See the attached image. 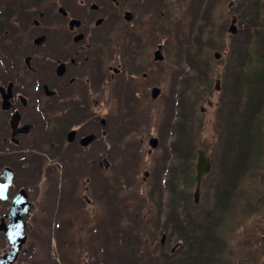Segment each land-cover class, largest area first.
Wrapping results in <instances>:
<instances>
[{"label": "flooded vegetation", "instance_id": "af4514ba", "mask_svg": "<svg viewBox=\"0 0 264 264\" xmlns=\"http://www.w3.org/2000/svg\"><path fill=\"white\" fill-rule=\"evenodd\" d=\"M180 3L0 0V264H24L28 239L37 236L41 214L50 211V189L56 192L59 176L61 180L69 177L72 183L83 176L88 180L89 173L102 175L104 149L112 131L116 148L121 140L127 147L151 145L152 88L160 87L156 98L168 95L169 90L161 79L154 83L153 71L160 74L154 53L156 49L167 53L170 37L180 32L179 24L173 25ZM243 11H247L246 4L240 18L226 13L229 20L225 17L221 23L214 13L196 31L208 32L210 38L227 36V51L243 50V45L233 47L234 33L229 30L233 17L236 31L239 25L247 27ZM194 69L202 74L200 61ZM167 70L163 65L164 76ZM178 74L184 77L183 70ZM179 81L180 102L214 92L208 84L201 87L198 77L191 84L194 94H185L184 82ZM116 91L129 99V110L122 116L116 113ZM232 103L230 118L235 114L247 122L245 100L235 112ZM185 123L182 106V131ZM136 137L138 143L130 144ZM10 229L13 235L9 237Z\"/></svg>", "mask_w": 264, "mask_h": 264}, {"label": "trees", "instance_id": "16d2710c", "mask_svg": "<svg viewBox=\"0 0 264 264\" xmlns=\"http://www.w3.org/2000/svg\"><path fill=\"white\" fill-rule=\"evenodd\" d=\"M263 1L248 0L249 37L248 41L244 42L241 53V62L246 61V63L242 62L237 68V85L232 91L233 112L239 109L240 102L244 99L247 109V122L235 114L232 115L231 120L236 129L234 133L238 136L234 138L237 144L235 159L240 162L245 158L242 162V170L243 174L248 173L250 184L247 187L243 186L241 182L243 177L232 182L223 178L210 182L215 188L214 196L209 197L204 205L202 202L189 204L185 196L184 204L178 202L176 193L181 188L177 183L170 187V197L166 202L164 198H161L162 192L160 191L154 192L152 188L138 187L132 193L130 191L125 193L122 183L114 184L113 180H108L110 193L105 194L107 205L116 208L119 219L113 220L107 216L104 219V234L98 245L104 254L102 259L94 260L101 261L102 264H235L234 261L229 260L232 256V246L226 237L227 234L232 237L235 231L240 232V230L239 226H235L236 219H233L232 223L228 220L227 212L232 207L240 208L244 212L243 204L247 199L251 201L248 205L253 207L257 206V201L259 203L263 201L259 191L264 190V172L259 169L260 162L257 163V160L264 154V123H262L264 113V8L261 7ZM188 57L192 60L191 56ZM243 143L246 149L241 155L240 147ZM138 184L146 185L141 180ZM160 184L163 185V182L160 181ZM186 191H189L187 185L184 186V192ZM143 198L146 199L144 206L150 211L151 216L131 217L128 214V208L132 205H139V202L143 203ZM153 201L154 204H152ZM161 201L164 212H161ZM202 204L204 206L203 215L198 211L195 214L193 207L196 205L202 207ZM159 221L163 224V228ZM159 226L162 233L167 234L164 242L159 240L157 230ZM98 236L100 233L94 229V235L91 237ZM88 246L92 252L98 249L96 246ZM113 247H116V254L119 256L112 263L107 258L112 253Z\"/></svg>", "mask_w": 264, "mask_h": 264}, {"label": "rangeland", "instance_id": "374dc122", "mask_svg": "<svg viewBox=\"0 0 264 264\" xmlns=\"http://www.w3.org/2000/svg\"><path fill=\"white\" fill-rule=\"evenodd\" d=\"M240 0H213V3L219 6L220 10V19L218 20L220 23L222 22V19L224 18L225 11L227 9V5L230 4V8L228 7V12L230 13H240ZM207 5H209L207 3ZM264 5V1H263ZM244 20L248 23V11L242 12ZM240 28L238 29V34L241 39L245 37V32L247 34L246 40L244 42L248 41V27L239 25ZM198 27V23L194 24V27L191 32V42H192V48L196 49V51H201L200 57L201 61L204 62H212L213 65H215L216 68V74L214 77H211L210 73L202 72L201 77V85L210 84V88L214 87V83L216 82V78L219 74L222 77V80L220 81V87L222 88V93L219 94L218 92H211L209 96L207 94H204L202 99L204 102H201V105L204 107L198 106L197 108H203L205 111L203 112V128H202V135L204 138V146L208 149V153L214 154V156L222 155L226 150L227 146L230 148V144L228 143L229 137L225 130V124L223 122V117H228L222 110H217L216 114L214 115V107L215 104H219L222 102V99L226 96L227 93L232 90V88L236 84V77L238 70L237 68L240 66L242 62L246 63V61L241 62L242 55L238 54L236 51H227L226 47L222 48L220 45L224 44V41H222L220 38L216 41L212 42H205L206 37L209 35L208 32L206 34L197 33L196 29ZM183 27L180 25V32H183ZM210 30H213L210 29ZM189 31L186 32L188 34ZM214 38V37H213ZM234 39H236V36H234ZM186 40L185 35H183L180 39L181 42H184ZM235 44H238L237 40L234 41L233 46ZM226 45V44H225ZM170 48H177L180 49V46L176 43L174 45H170ZM219 52L218 57H215L214 52ZM165 55V53H164ZM187 56H194V54H183L178 53L174 49H169V51L166 54V58L164 61H161L159 63V69L158 72L160 73L161 81L163 82L164 86L168 89L174 88V85L169 79L175 78V81L178 80V71L175 69V63L178 61L184 62L186 61ZM228 59L229 65L224 67V61ZM163 65L168 66L167 75H163ZM153 78L157 79V72L156 70L153 71ZM165 77L167 80H165ZM210 78V79H209ZM182 81L184 82V93H186V89H189L191 84L189 85L187 83V76H185ZM207 96V97H206ZM207 98H209L207 100ZM207 100V101H206ZM212 101V103H208V101ZM171 104V102H170ZM165 104L161 107L159 103H154V109L156 110V114H161V120L162 124L167 125V115L164 111ZM192 128L191 126L187 129V131ZM165 132L164 137V143L162 146L158 145V148L152 149L151 158L152 161H147V150H139L132 148V146L127 147L126 149H120L119 153L121 152L119 156V161L116 163V181L117 183L123 184V192L130 193L133 192L134 189H137L138 187L141 189H145L148 186H152V190L154 192H162L161 198L164 197V186L160 184V167L161 164H164L167 166V152L169 150V146L171 141H174L170 139L171 134ZM167 133V134H166ZM151 134L153 138L159 137V143H160V136L157 133V129L153 127L151 129ZM149 137L147 138L148 142ZM130 143V142H128ZM170 143V144H169ZM148 145V143H147ZM149 146V145H148ZM187 145H182V148L180 152L182 154L188 153L189 149L184 148ZM110 148L105 147V151H109ZM108 158H111V155L108 154ZM169 165H172L171 163ZM217 166V163H216ZM187 166H185L181 161H178L174 166L172 167L171 174L168 175V179L166 181V187L170 188L174 183H177L178 186L181 188L180 191H183V198H182V204H184V196L185 199L189 204L193 203L192 200V192L194 189V181L190 173H181L183 170H185ZM259 169L261 172L264 171V166H260ZM149 171V175L147 178H152L148 185L138 184V181H142V175L144 171ZM215 170V168H214ZM222 176L218 177V174L216 173L214 176V181L216 182L218 179H225L226 181L232 182L234 181V178L230 176V169L228 166L224 167V169L220 172ZM219 173V174H220ZM241 182H243V186L247 187L250 184V179L248 178V173L242 174ZM240 178V179H241ZM173 179H176L173 181ZM209 179L206 178V182L204 185V194L202 196V203L206 205V203L209 200V197L212 198L214 196L213 190L215 189L214 186L208 181ZM253 180V179H252ZM193 183V184H191ZM104 185L108 184V182H104ZM63 190V193L65 194V191L68 187H72V183L69 177H64L61 183ZM187 185V188L189 191L184 192V186ZM74 189H77V183L73 184ZM208 186L210 188H208ZM264 188V187H263ZM109 190H106V193L108 195ZM168 192V191H167ZM166 192V196H167ZM60 189H56V192L54 193V187L50 189V198L54 194L52 198V209L50 213H42L39 218V225H38V231L44 232L48 225H50V222H52V229L56 235L57 238V245L56 243L53 244V240L50 245V250L52 253H54L56 259L59 261V264H82V260L84 257L82 255H79L77 253L78 247L77 245H71L68 250L63 249L62 242L60 236H58V233H60L61 229H68L69 224L71 222V211H72V200L68 199L65 201L64 196H60ZM179 191L176 193L178 195ZM263 201L260 203L257 201V206L253 207L248 205L250 204V200H246L243 204L244 212L240 208L232 207L229 212H227L228 220L232 223L233 219H236L235 226H239V230L234 232V235L231 237L229 234H227L226 240L229 242L232 246V256H230L229 260H232L235 262V264H264V190L259 191ZM160 198V199H161ZM155 202L153 201L152 204ZM50 204V201H49ZM146 204V201H144V205ZM199 207V205H196L193 207L194 213L198 211L199 214L203 215L204 206ZM66 205V209H65ZM76 205L85 206L83 203H77ZM161 212H164L165 209L162 205L161 201ZM145 208V206H144ZM140 212V214H143L145 209L143 210H137ZM162 218H165V216L161 215ZM63 219L65 221H63ZM243 221V223H242ZM65 222V223H64ZM156 223H158L156 221ZM160 223V221H159ZM159 225V224H158ZM160 226L163 228V224L160 223ZM158 227V232L162 234V230ZM74 230L76 232H82V230L76 226L74 227ZM58 232V233H57ZM44 234H40V250H42V244L44 242ZM172 241V240H170ZM172 242H178L177 240H174ZM54 246V249H53ZM99 251V255H102L101 249L97 250ZM235 253V254H234ZM87 255V253H86ZM71 256L70 260H68V257ZM119 254H116L113 258H117ZM41 261L43 264H55L53 259L51 257H48L44 254L40 255ZM90 258V257H89Z\"/></svg>", "mask_w": 264, "mask_h": 264}, {"label": "water", "instance_id": "95a60500", "mask_svg": "<svg viewBox=\"0 0 264 264\" xmlns=\"http://www.w3.org/2000/svg\"><path fill=\"white\" fill-rule=\"evenodd\" d=\"M202 156L200 157V161L198 162V172H197V188L195 196H197L198 191V183L201 178L203 172L207 171L210 168L209 162L207 158H204L203 153L201 152Z\"/></svg>", "mask_w": 264, "mask_h": 264}]
</instances>
